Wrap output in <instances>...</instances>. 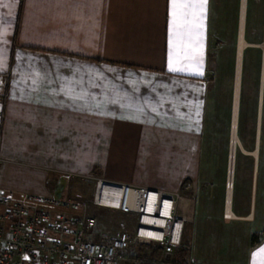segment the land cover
<instances>
[{
	"label": "crops",
	"instance_id": "0c3cea01",
	"mask_svg": "<svg viewBox=\"0 0 264 264\" xmlns=\"http://www.w3.org/2000/svg\"><path fill=\"white\" fill-rule=\"evenodd\" d=\"M177 2L197 7L174 18L173 0H0V189L58 196V178L82 180L93 165L149 188L179 191L188 180L194 227L184 228L191 252L181 264H264L259 126L253 152L240 145L253 157L248 200L234 211L233 183L234 217L201 214L195 225L200 175L213 169L204 142L214 1ZM260 99L263 86L258 125ZM239 223L250 225L244 243L219 227ZM209 227L221 241H203Z\"/></svg>",
	"mask_w": 264,
	"mask_h": 264
},
{
	"label": "rangeland",
	"instance_id": "374dc122",
	"mask_svg": "<svg viewBox=\"0 0 264 264\" xmlns=\"http://www.w3.org/2000/svg\"><path fill=\"white\" fill-rule=\"evenodd\" d=\"M213 1L209 50L210 89L207 103L206 127V135L209 136L210 141L206 139L204 142L205 146H208L206 149H210L209 155L213 169L212 173L203 172L200 175L201 198L200 203L196 204L195 209V225L197 227L200 225L204 226L205 224H200L202 219L201 214H206L209 221H212L219 214H224L229 169L230 129L240 0ZM263 36L264 0H248L245 40L255 45L246 47L243 52L237 123L238 138L245 152L255 149L258 126V97L261 85V50L257 45L262 41ZM258 143L259 163L264 166V82L263 102L259 117ZM242 148L237 147L234 164L232 199L234 202L233 208L236 212L240 209L239 206L243 202V198L247 200L249 198L250 176L253 171V157L243 153ZM223 151L226 155L225 163L222 167L220 155ZM155 170L162 174L161 168H155ZM164 176L166 175L164 174ZM97 178L103 177L98 173L96 166L93 165L89 173L82 180L73 178L63 179L61 177L58 178L59 181H56L54 187H52L53 193L58 194L63 199H71L78 204L76 208L63 210L62 212L70 215L93 216L96 218L97 226L93 233L88 235V238L93 240H96L103 234H112L120 229H129L131 222L130 218L118 211L98 207L92 203L94 181ZM189 184V181L185 180L179 191L191 196L192 191L183 188ZM258 197H260L259 192ZM253 198L255 199V189L253 191ZM191 223H187L185 228H193L194 224ZM239 225L240 227L233 228V230L226 228L227 226L222 224L219 227L223 234H228L227 232H230L229 234H236L237 236L235 235V237L244 243L250 238V235L249 238L246 237L244 229L250 225L244 223H239ZM201 231L204 242L208 240H211L210 242L212 240L221 241L220 231L216 232L210 227L209 229L202 228ZM190 252L191 243L187 233L184 247L178 249L174 255L164 256L160 248L155 244L137 245L120 255L116 264H181L182 254L187 255ZM235 254L239 255V251H235Z\"/></svg>",
	"mask_w": 264,
	"mask_h": 264
},
{
	"label": "built area",
	"instance_id": "2783aa9c",
	"mask_svg": "<svg viewBox=\"0 0 264 264\" xmlns=\"http://www.w3.org/2000/svg\"><path fill=\"white\" fill-rule=\"evenodd\" d=\"M257 46L264 82V36ZM92 203L130 218V228L93 240L95 217L62 212L76 208L75 201L0 189V264H116L127 250L151 244L168 257L184 247V228L194 214L193 198L180 191L104 178L94 181Z\"/></svg>",
	"mask_w": 264,
	"mask_h": 264
},
{
	"label": "bare ground",
	"instance_id": "6f19581e",
	"mask_svg": "<svg viewBox=\"0 0 264 264\" xmlns=\"http://www.w3.org/2000/svg\"><path fill=\"white\" fill-rule=\"evenodd\" d=\"M246 8H247V0H241L239 21H238V36H237V45H236V54H235V77H234V88H233L232 120H231L230 151H229L230 165L227 174L228 188H226V199H225L226 204L224 210V212L226 213V217L228 218L234 217V214L230 209L231 193L233 186L232 179L234 174L236 149L241 145L237 134V123H238V115H239V98H240L241 74H242V64H243V52L246 47L255 45L245 40ZM261 102L262 100L260 101V105H259V114L261 111L260 110ZM255 154L256 151H254V155Z\"/></svg>",
	"mask_w": 264,
	"mask_h": 264
},
{
	"label": "snow or ice",
	"instance_id": "6c2138e0",
	"mask_svg": "<svg viewBox=\"0 0 264 264\" xmlns=\"http://www.w3.org/2000/svg\"><path fill=\"white\" fill-rule=\"evenodd\" d=\"M194 7H197V5L178 3L177 0H173V9H174L173 15H174V18L178 14L183 15L184 13H183L182 10L189 9V8H194ZM200 7H202V5H200ZM174 23H175V19H174ZM173 70H175V69H173Z\"/></svg>",
	"mask_w": 264,
	"mask_h": 264
},
{
	"label": "trees",
	"instance_id": "16d2710c",
	"mask_svg": "<svg viewBox=\"0 0 264 264\" xmlns=\"http://www.w3.org/2000/svg\"><path fill=\"white\" fill-rule=\"evenodd\" d=\"M256 238H257V236L253 234L251 237V240H250L251 245L255 244V242L257 240Z\"/></svg>",
	"mask_w": 264,
	"mask_h": 264
},
{
	"label": "water",
	"instance_id": "95a60500",
	"mask_svg": "<svg viewBox=\"0 0 264 264\" xmlns=\"http://www.w3.org/2000/svg\"><path fill=\"white\" fill-rule=\"evenodd\" d=\"M261 86H263V80H261ZM229 165H230V160H229Z\"/></svg>",
	"mask_w": 264,
	"mask_h": 264
}]
</instances>
